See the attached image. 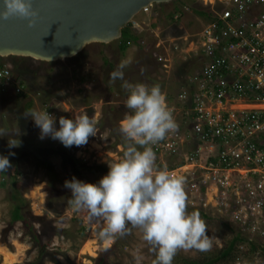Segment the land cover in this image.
I'll return each instance as SVG.
<instances>
[{"label":"rangeland","instance_id":"1","mask_svg":"<svg viewBox=\"0 0 264 264\" xmlns=\"http://www.w3.org/2000/svg\"><path fill=\"white\" fill-rule=\"evenodd\" d=\"M180 1L154 6L149 15L141 13L136 21L145 27L142 32L145 45L132 46L124 56L119 52L120 41H117L109 45H90L77 57L55 63L18 57L4 58L1 62L23 84L27 95L24 99L11 90L2 93L0 89V129L5 131V137L0 138V155L9 156L12 165L9 170L0 172V246L18 254L15 264H153L156 253L143 240L141 229L127 225L126 235L101 240L99 232L103 221L90 219L86 208L76 210L69 203L71 191L63 185L73 177L98 183L108 173L109 165L123 158L126 149L117 145L112 125L120 126L125 116L131 114L125 106L129 93L121 87L123 81L110 78L121 60L131 58L132 61L123 70L124 80L148 87L159 85L163 94L172 96L200 71L197 36L206 20L195 14L194 9L203 10L205 6L199 0ZM175 16L180 18L177 20ZM184 38H188V43H183ZM159 39L164 42L160 50L156 48ZM173 41L183 47L181 52H173ZM155 54L173 60L172 68L166 70L159 65ZM47 106L56 117L57 128L62 116L74 119L75 115L86 114L95 119L97 136L90 137L87 145L71 148L51 138L41 140L39 128L31 118H25V114L32 110L45 111ZM13 136L21 143L9 149L8 138ZM43 143L55 149L41 151L39 160L35 146ZM66 155L94 168L93 172L75 173L71 162L65 160ZM160 163L156 158L157 170L162 168ZM14 193L27 201L23 211L38 243L25 222L12 224ZM198 213L206 222L212 247L207 252L178 250L173 264L217 254L233 239V233L223 222ZM0 264L5 263L1 260ZM222 264H233V261Z\"/></svg>","mask_w":264,"mask_h":264},{"label":"built area","instance_id":"2","mask_svg":"<svg viewBox=\"0 0 264 264\" xmlns=\"http://www.w3.org/2000/svg\"><path fill=\"white\" fill-rule=\"evenodd\" d=\"M199 1L211 11L197 36L201 69L175 96L164 94L178 127L151 147L161 170L184 178L186 210L220 220L233 233V264H264V0ZM132 26L145 30L136 19ZM175 43L173 52H181ZM155 59L172 68L173 60ZM0 89L25 93L6 65Z\"/></svg>","mask_w":264,"mask_h":264},{"label":"clouds","instance_id":"3","mask_svg":"<svg viewBox=\"0 0 264 264\" xmlns=\"http://www.w3.org/2000/svg\"><path fill=\"white\" fill-rule=\"evenodd\" d=\"M2 7L0 19L19 17L27 20L29 27L34 26L38 12L33 0H2ZM131 62V58L121 60L110 74L112 81H123L121 87L129 93L125 106L131 114L119 126L127 143L122 160L109 165L108 173L98 183L73 177L65 180L63 186L71 191L69 203L76 210L86 208L90 219L103 221L101 240L126 235L127 225L138 227L143 240L156 253L153 264H173L178 250L209 251L211 238L199 213L186 211L184 178L155 168L156 155L151 145L175 132L178 125L159 85L148 87L124 80L123 70ZM25 118L34 121L41 140H58L66 148L87 145L90 137L97 136L96 121L86 114L75 115L74 119L60 117L59 128L56 117L48 111L32 110ZM4 137L5 131L0 129V138ZM20 143L15 136L8 138L9 149ZM11 167L9 156L0 155V172Z\"/></svg>","mask_w":264,"mask_h":264},{"label":"water","instance_id":"4","mask_svg":"<svg viewBox=\"0 0 264 264\" xmlns=\"http://www.w3.org/2000/svg\"><path fill=\"white\" fill-rule=\"evenodd\" d=\"M174 1L180 0H33L34 26L19 17L0 19V58L73 59L90 45L120 41L144 9Z\"/></svg>","mask_w":264,"mask_h":264},{"label":"trees","instance_id":"5","mask_svg":"<svg viewBox=\"0 0 264 264\" xmlns=\"http://www.w3.org/2000/svg\"><path fill=\"white\" fill-rule=\"evenodd\" d=\"M194 12L195 14L204 18L206 21L211 18V11L209 8L204 7L203 10L194 9ZM141 45H142V33L135 30L131 24L123 31V37L120 40V44H119V49H120L119 52L124 56L127 53L126 51H128L132 46H138L141 48ZM4 65L5 64H2L0 61V67H3ZM109 67L112 69V66L110 64H109ZM18 97L25 99L27 95L26 93H22ZM169 97L172 98L171 95H169ZM112 131H113L114 138L117 142V145L123 146L126 149L127 143L119 131V125L113 123ZM35 148L39 151L38 153H36V157L39 160L42 159V156L40 154L41 151H44V149H48V148H51L52 150L55 149L54 146L48 143L40 144L38 146H35ZM35 148H30V149L32 151H35ZM139 150L142 151L143 149L139 148ZM65 160L67 162H71L75 173H83V172L90 173V172H93L94 170V168H91L87 166L86 164H84L83 162H80L74 156L66 155ZM11 200L15 202L14 210L12 212V224H16L18 222H25V224L29 226V231L31 232V234H33L35 241L38 243V237L33 227L30 226L29 223L27 222V216L24 214V211H23L24 207L27 205V201L18 193L12 194ZM202 216L204 218H207L204 215ZM236 247H237V240L233 239L219 253L208 255L202 260H195V261L184 260L183 264H222L230 259L233 261L236 259Z\"/></svg>","mask_w":264,"mask_h":264},{"label":"bare ground","instance_id":"6","mask_svg":"<svg viewBox=\"0 0 264 264\" xmlns=\"http://www.w3.org/2000/svg\"><path fill=\"white\" fill-rule=\"evenodd\" d=\"M42 204H43V198L41 197L40 205ZM89 247H91L92 249H96L94 246L92 247V245L91 246L89 245ZM18 257H19L18 254H14L0 246V262L1 260H3L5 264H15L18 262Z\"/></svg>","mask_w":264,"mask_h":264},{"label":"flooded vegetation","instance_id":"7","mask_svg":"<svg viewBox=\"0 0 264 264\" xmlns=\"http://www.w3.org/2000/svg\"><path fill=\"white\" fill-rule=\"evenodd\" d=\"M0 61L2 62V61H4V59L3 58H0Z\"/></svg>","mask_w":264,"mask_h":264}]
</instances>
